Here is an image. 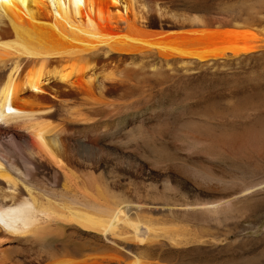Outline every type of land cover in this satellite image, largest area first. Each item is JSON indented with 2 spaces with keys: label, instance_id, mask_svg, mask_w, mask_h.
Masks as SVG:
<instances>
[{
  "label": "bare ground",
  "instance_id": "obj_1",
  "mask_svg": "<svg viewBox=\"0 0 264 264\" xmlns=\"http://www.w3.org/2000/svg\"><path fill=\"white\" fill-rule=\"evenodd\" d=\"M161 5L0 0V264H167L165 253L212 246L207 229L238 223L264 201V181L211 170L192 176L212 187L181 192L166 183L157 192L144 160L157 167L178 161L175 153L135 128L128 138L149 154L136 163L117 157L126 165L119 173V161L104 153L113 142L90 130L95 113L133 110L112 96L141 75L238 61L264 48V30L250 22ZM204 124L193 125V141L220 147L215 127ZM124 181L129 198L117 191ZM235 184L239 191H228Z\"/></svg>",
  "mask_w": 264,
  "mask_h": 264
},
{
  "label": "rangeland",
  "instance_id": "obj_2",
  "mask_svg": "<svg viewBox=\"0 0 264 264\" xmlns=\"http://www.w3.org/2000/svg\"><path fill=\"white\" fill-rule=\"evenodd\" d=\"M151 1L164 4L161 6L168 12L182 11L190 15L196 10L210 11L214 18L241 19L242 23L250 22L264 30V0ZM145 62L154 64L157 60L152 57ZM134 83L132 89L112 96L116 101L133 103V110L120 118L95 113L89 123L90 130L106 135L104 142H113L112 147L106 145L105 157L136 163L143 155H148L149 149L142 141L128 138L131 130L140 128L154 138L157 147L179 158L157 167L144 160V173L151 174L157 192H162L166 183L181 192L195 186L212 187L193 178L194 170H211L226 177L242 175L252 183L264 181V48L238 61L204 67L177 66L169 73L161 70L158 77L141 75ZM204 121L215 127L209 126L221 140L220 147L215 146L210 151L193 141L197 135L193 125L204 124ZM92 135V132L87 133L88 138ZM210 152L219 153L220 157L213 158ZM118 161L121 167L117 171L125 172V163ZM240 187L235 184L228 191H239ZM117 191L121 196L130 197L126 181L120 183ZM152 215L164 217L159 212ZM207 234L210 236L207 238H214L212 246L165 253L167 264H264V201L252 207L240 222L214 225L207 229ZM73 239L74 235L72 244L79 245ZM84 242L98 243L95 240Z\"/></svg>",
  "mask_w": 264,
  "mask_h": 264
},
{
  "label": "water",
  "instance_id": "obj_3",
  "mask_svg": "<svg viewBox=\"0 0 264 264\" xmlns=\"http://www.w3.org/2000/svg\"><path fill=\"white\" fill-rule=\"evenodd\" d=\"M184 11H186V10H184ZM187 27H188V26H187ZM187 27H186V28H187ZM182 28H183V27H182V26H180L178 29H182Z\"/></svg>",
  "mask_w": 264,
  "mask_h": 264
}]
</instances>
